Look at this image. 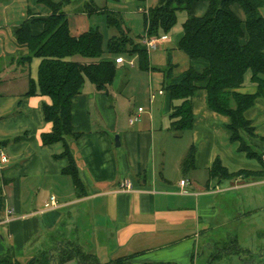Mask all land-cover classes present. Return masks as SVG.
<instances>
[{
  "label": "crops",
  "instance_id": "obj_1",
  "mask_svg": "<svg viewBox=\"0 0 264 264\" xmlns=\"http://www.w3.org/2000/svg\"><path fill=\"white\" fill-rule=\"evenodd\" d=\"M136 8L139 10V6ZM207 10V2L179 10L186 13L176 35L171 30L160 35L166 40L155 51L146 52L147 56L158 52L160 46H167L174 73L189 66L201 70L203 62L188 59L178 69L172 51H179L177 43L184 21L189 16L202 17ZM230 10L243 24L242 8L233 4ZM30 14L42 17L48 11L28 10L23 21L10 26H4L0 20V73L12 65L22 68L18 76L14 72L0 78V151L8 158L0 164V255L12 253L16 259L26 253L36 256L42 250L40 246L55 238L59 239L57 243L62 240L81 246L102 264L133 255L138 263L192 264L200 234L209 228V220L216 213L214 197L238 190L264 189V180L246 184L239 177L219 181L208 176L215 160L229 173L264 170V141L260 139L264 137V100L257 98L244 112L245 119L254 127L255 137L248 140L262 154L260 162L249 159L238 151L237 143L230 141V120L208 108L203 87L191 98L192 128L175 135L170 130L171 101L164 91L157 92L159 100L152 93L146 111L142 107L126 111L125 121L124 116L119 118L111 111L119 106L122 112L120 103L111 95L116 94L114 81L106 94L86 80L72 104V127L78 138L68 141L85 191L78 198L71 178L62 173L68 160L55 158L62 153L61 143L41 142V135L51 131V124L42 113V105L50 104L49 98L24 97L28 79L36 78L38 61L33 59V67L32 60L27 65L17 63L28 52L16 43L14 32ZM69 32L73 37L84 33ZM115 59L106 58L112 62ZM123 60V64H115L116 69L126 63ZM154 70L149 66L145 72L149 90L153 89ZM163 78L159 79L161 87ZM238 92L255 93L250 74H246L244 86ZM191 147L193 168L183 173L181 163ZM123 180L130 181L132 192L120 189ZM182 180L186 182L183 187L179 185ZM261 195L264 201V191ZM50 197L55 198L57 206L45 209L44 203Z\"/></svg>",
  "mask_w": 264,
  "mask_h": 264
},
{
  "label": "trees",
  "instance_id": "obj_2",
  "mask_svg": "<svg viewBox=\"0 0 264 264\" xmlns=\"http://www.w3.org/2000/svg\"><path fill=\"white\" fill-rule=\"evenodd\" d=\"M197 2H207L208 10L202 17L189 16L184 21L177 49L190 62H203L205 66L201 70L189 66L174 73L170 53L167 54L166 67L162 70V91L169 95L171 101L170 130L178 135L192 128L191 98L203 87L208 108L229 118L230 141L237 143L238 151L249 159L261 162L262 154L248 140L255 134L244 112L254 105L257 98L264 100V19L258 13V9L264 7V0H160L154 9L147 10V13L143 11L144 33L149 38L167 34L176 23V12L189 10ZM38 3L48 14L42 17L30 14L14 32L16 43L28 52L18 58L17 63L27 65L33 59L38 61L36 78L28 79L24 97L38 95L49 98L50 104L42 105V113L44 120L51 124V131L41 135V142L44 145L61 143L62 153L55 158L68 160V166L62 173L71 178L76 197L81 198L85 191L68 145V141L78 138L72 127V104L86 80L107 94L116 73L115 61L102 58V36L97 28H90L78 37L70 34L63 8L71 4V0H38ZM92 3L93 0H89L79 12L88 15L103 13L108 26L118 27L116 14L98 10ZM233 4L242 8L245 14L243 24L231 12ZM106 51L115 58H122L121 53L138 54L139 70H149L146 50L125 34L109 38ZM75 57L89 61L80 63L73 59ZM246 74H250V81L255 85L254 94L238 92L244 86ZM260 139L264 141V137ZM193 159L194 148L191 147L181 163L183 173L193 168ZM262 175L264 170L229 173L219 160H215L208 171L210 179L219 181ZM135 257H120L103 264H174L136 263ZM0 264L102 263L81 246L64 242L42 250L27 262L17 260L12 253L0 255Z\"/></svg>",
  "mask_w": 264,
  "mask_h": 264
},
{
  "label": "rangeland",
  "instance_id": "obj_3",
  "mask_svg": "<svg viewBox=\"0 0 264 264\" xmlns=\"http://www.w3.org/2000/svg\"><path fill=\"white\" fill-rule=\"evenodd\" d=\"M159 1L93 0V7L116 14L118 27L108 26L106 16L103 13L90 15L80 13L79 10L85 4H88L89 0H71V4L64 7L63 11L71 32L81 33L90 28H97L102 36V58L106 59L111 58L106 51V43L113 36L118 37L120 34H125L134 43L141 42V39L145 35L144 15L141 10L144 9L147 11L154 9L159 5ZM5 4L6 7L4 6ZM137 6H139V10L136 8ZM41 8L43 6L38 3V0L0 1V20L4 26L19 24L27 17L28 10L32 13H37ZM185 13L184 11L176 12V23L171 29L172 34L176 35L178 32L183 22L182 15ZM258 13L264 19V7L259 8ZM172 48L173 46H171ZM167 52H170L167 46L165 49L160 46L158 52L148 54V62L151 58L149 66L155 69L152 71L154 73L152 77L153 89L151 88L150 90L148 74L139 70L138 54H120L126 63L116 69L113 80L114 86L116 87V94H111L113 95L112 97L118 100L119 105L122 107V112L119 106L117 108H111V111L114 110L119 118L124 116V120L126 121V111L136 109L137 107H142L146 111L149 107V98L152 93L159 100L157 92L162 90L159 79L163 77L162 70L166 67ZM172 53L178 64V69L182 68L184 61H187L186 56L177 50L172 51ZM73 59L80 63L89 61L88 59L80 57ZM32 61L31 66L33 67L36 61ZM131 61L133 64L129 65L128 63ZM33 70L35 69L33 68L31 72ZM21 71L22 68L12 65L4 73H0V78H4V76L14 72H16L15 76H18L21 74ZM2 90H5V88ZM111 105L113 106V103ZM239 178L240 180L244 179ZM234 180L236 179L230 181ZM244 180L246 184L264 180V175L260 177H248ZM223 182L225 183V181ZM262 191L264 189L256 190L252 188L238 190V194L237 192H227L214 197L212 202H214L213 205L216 213L209 220V228L200 234L197 248L198 252L194 255L192 264H208L210 261H214L213 264H264V201L262 200ZM58 240L53 238L51 241L45 242L43 247L40 246V248L44 251L50 249V247L53 248L57 245ZM60 243L64 242L60 240ZM32 256L30 253H26V255L21 256L17 260L27 262ZM187 264L190 263L188 262Z\"/></svg>",
  "mask_w": 264,
  "mask_h": 264
},
{
  "label": "built area",
  "instance_id": "obj_4",
  "mask_svg": "<svg viewBox=\"0 0 264 264\" xmlns=\"http://www.w3.org/2000/svg\"><path fill=\"white\" fill-rule=\"evenodd\" d=\"M144 12L147 13L146 10H144ZM165 40H166V37H151V38H149L145 34L142 38L141 44H142L143 48L146 50V52L148 53L151 51H155L158 48V45ZM123 63H124L123 58L119 57V58L115 59V64H123ZM130 65H131V63H130ZM159 94H161V92H159ZM151 96L153 97V94ZM141 111H142L141 109H138V112H141ZM129 123L132 124L133 120L130 119ZM7 160H8L7 156L2 151H0V164L6 163ZM262 161L264 162V156L262 157ZM179 185L183 187L186 185V182L184 180H182L179 182ZM119 187L122 191L132 192V185H131L129 180L121 181L119 184ZM56 206H57V203H56V200L54 197H50L48 199V201H46L44 203L45 209L55 208ZM8 214H9V212H8Z\"/></svg>",
  "mask_w": 264,
  "mask_h": 264
},
{
  "label": "water",
  "instance_id": "obj_5",
  "mask_svg": "<svg viewBox=\"0 0 264 264\" xmlns=\"http://www.w3.org/2000/svg\"><path fill=\"white\" fill-rule=\"evenodd\" d=\"M115 145L118 147L119 143L117 141V139L115 138Z\"/></svg>",
  "mask_w": 264,
  "mask_h": 264
}]
</instances>
